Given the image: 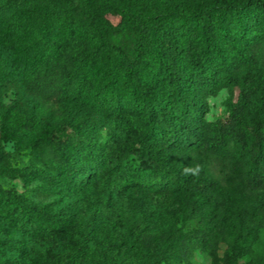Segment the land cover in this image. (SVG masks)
<instances>
[{
    "label": "trees",
    "instance_id": "obj_1",
    "mask_svg": "<svg viewBox=\"0 0 264 264\" xmlns=\"http://www.w3.org/2000/svg\"><path fill=\"white\" fill-rule=\"evenodd\" d=\"M3 12L0 86L11 62L33 103L0 98L5 140L31 151L14 166L0 143V178L55 199L0 184V264H264V0Z\"/></svg>",
    "mask_w": 264,
    "mask_h": 264
},
{
    "label": "rangeland",
    "instance_id": "obj_2",
    "mask_svg": "<svg viewBox=\"0 0 264 264\" xmlns=\"http://www.w3.org/2000/svg\"><path fill=\"white\" fill-rule=\"evenodd\" d=\"M9 14L3 12V17H0V39L6 36L7 25L6 19ZM2 48L0 47V51ZM3 51V50H2ZM5 56H9L8 52L3 53ZM11 61V58L9 57ZM25 67L28 66L27 62H23ZM5 72L2 73V81L0 86V98L6 105H19L22 107H30L32 105V100L26 95L21 82L20 72L21 70L15 69V65L9 62L5 67ZM228 97V92L223 90L217 97H212L208 100L209 102V112L207 118L209 120H216L218 118L224 117V101ZM5 132L0 126V143L4 144L6 151L9 153L11 162L14 166L22 167L27 165L30 159L31 151L29 149H24L21 152L15 151L14 141L5 140ZM0 184L7 189L15 188L19 193H23L33 201L39 204H45L53 201L54 197H44L39 194L36 190L37 184H32L26 186L19 179L11 180L8 178H0ZM170 210V209H167ZM164 212H160L158 215V224L162 222ZM210 258L207 254L198 252L192 261V264H209Z\"/></svg>",
    "mask_w": 264,
    "mask_h": 264
}]
</instances>
